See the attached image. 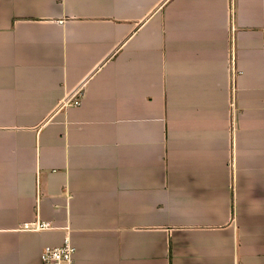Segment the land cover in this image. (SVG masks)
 Instances as JSON below:
<instances>
[{"label":"crops","instance_id":"1","mask_svg":"<svg viewBox=\"0 0 264 264\" xmlns=\"http://www.w3.org/2000/svg\"><path fill=\"white\" fill-rule=\"evenodd\" d=\"M67 239L264 264V0H0V264Z\"/></svg>","mask_w":264,"mask_h":264},{"label":"built area","instance_id":"2","mask_svg":"<svg viewBox=\"0 0 264 264\" xmlns=\"http://www.w3.org/2000/svg\"><path fill=\"white\" fill-rule=\"evenodd\" d=\"M71 100L75 104L80 103V100L76 97ZM50 227L51 224L48 222L25 223L23 225L24 229L29 230H38ZM75 252L76 248L69 239H67L64 244L60 246H46L42 253L41 264H74Z\"/></svg>","mask_w":264,"mask_h":264}]
</instances>
